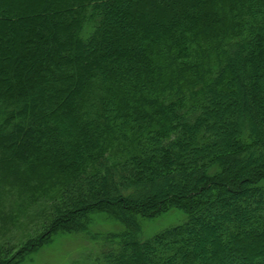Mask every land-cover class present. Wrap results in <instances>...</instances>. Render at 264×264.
Returning a JSON list of instances; mask_svg holds the SVG:
<instances>
[{
    "label": "trees",
    "instance_id": "trees-1",
    "mask_svg": "<svg viewBox=\"0 0 264 264\" xmlns=\"http://www.w3.org/2000/svg\"><path fill=\"white\" fill-rule=\"evenodd\" d=\"M0 165L50 211L0 264H264V0H0Z\"/></svg>",
    "mask_w": 264,
    "mask_h": 264
},
{
    "label": "rangeland",
    "instance_id": "rangeland-1",
    "mask_svg": "<svg viewBox=\"0 0 264 264\" xmlns=\"http://www.w3.org/2000/svg\"><path fill=\"white\" fill-rule=\"evenodd\" d=\"M6 173L0 165V247L7 249L12 245L10 253H14L31 237H37L44 231L43 222L50 211L43 201L46 197L38 195L35 202L29 203L31 194L37 190V187H33V180L27 184L25 178L18 179L14 174ZM170 218L172 215L168 214L156 218L155 222L143 221L142 236H148ZM93 222H102V225L97 224L88 236L110 231L109 228L114 226L102 214ZM90 241L84 234L56 233L46 244L29 253L20 264H88L93 253H97V246Z\"/></svg>",
    "mask_w": 264,
    "mask_h": 264
}]
</instances>
